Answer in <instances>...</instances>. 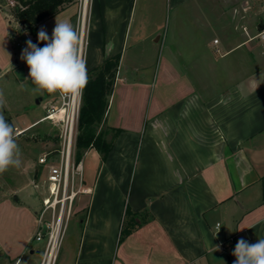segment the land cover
Segmentation results:
<instances>
[{"label":"crops","instance_id":"0c3cea01","mask_svg":"<svg viewBox=\"0 0 264 264\" xmlns=\"http://www.w3.org/2000/svg\"><path fill=\"white\" fill-rule=\"evenodd\" d=\"M198 1L71 0L39 24L51 37L71 22L87 72L120 56L105 117L118 135L105 159L84 152L56 264H233L240 238H264V45L213 39L202 16L208 35L185 40L182 12L200 14ZM16 6L0 0V89L23 161L0 174V264H40L34 198L49 168L33 154L50 144L28 137L50 131L38 127L58 99L34 90L13 46Z\"/></svg>","mask_w":264,"mask_h":264},{"label":"clouds","instance_id":"9594fccd","mask_svg":"<svg viewBox=\"0 0 264 264\" xmlns=\"http://www.w3.org/2000/svg\"><path fill=\"white\" fill-rule=\"evenodd\" d=\"M37 39L44 42V46L40 47L29 39L20 57L29 68L34 90L64 96L82 93L88 83V72L77 28L71 22L56 19L51 37L41 26ZM5 107L4 91L0 89V174L13 167L20 168L23 164L17 131L6 119ZM219 250L220 245H215V251ZM232 255L235 257L233 264H264V238H257L255 243L240 238Z\"/></svg>","mask_w":264,"mask_h":264},{"label":"built area","instance_id":"2783aa9c","mask_svg":"<svg viewBox=\"0 0 264 264\" xmlns=\"http://www.w3.org/2000/svg\"><path fill=\"white\" fill-rule=\"evenodd\" d=\"M260 9L264 18V0H259ZM84 6L86 1L84 0ZM264 45V23H261L260 32L256 36ZM33 38L28 33L22 35L15 33L12 38L13 46L20 53L26 47V41ZM217 43V41H215ZM82 48V40H80ZM29 69V68H28ZM60 106L53 104L47 111L45 119L59 123L62 126L61 148L58 155L47 152L39 158L41 165L49 167L47 175L48 195L41 201V209L38 212V229L36 240L44 241L45 248L40 264H56L61 241L67 225L73 216V204L76 196L82 192L83 172L81 163L75 161V146L79 111L82 93L74 96L59 94ZM58 159L56 164H51ZM76 183L79 187L76 189Z\"/></svg>","mask_w":264,"mask_h":264},{"label":"trees","instance_id":"16d2710c","mask_svg":"<svg viewBox=\"0 0 264 264\" xmlns=\"http://www.w3.org/2000/svg\"><path fill=\"white\" fill-rule=\"evenodd\" d=\"M18 3L13 12L17 30L11 33V39L15 33L22 35L28 33L34 43L43 47L38 42L37 33L39 24L58 14L71 0H14ZM120 56L111 57L105 62L88 71V83L83 89L82 106L79 114L80 135L77 139V153L75 161L79 163L84 152L89 148H95L103 159L110 152L113 141L118 135V130L105 126V117L109 106V98L113 92L115 78L119 66ZM48 93V92H47ZM53 94V93H48ZM101 126H105L112 134V139L103 138ZM129 215L131 213L127 211ZM130 231V230H129ZM129 231H125L126 235ZM234 248H231V256Z\"/></svg>","mask_w":264,"mask_h":264},{"label":"rangeland","instance_id":"374dc122","mask_svg":"<svg viewBox=\"0 0 264 264\" xmlns=\"http://www.w3.org/2000/svg\"><path fill=\"white\" fill-rule=\"evenodd\" d=\"M15 3L18 5L16 1ZM191 4L192 3L188 4L187 7L192 6ZM197 4L202 10L200 14L191 15L186 9L182 12L183 16L180 20L179 32L185 33V40H192L193 36L196 38H204L208 35L209 29L211 30L210 35L213 39L220 40L224 38L227 40H240L251 34L258 35L261 23H264L259 0H199ZM201 16L205 17L210 28L203 24ZM12 18L15 20L14 14ZM56 97L59 100L58 93H56ZM45 103L48 104L46 101ZM56 105L60 106V103L58 102ZM81 106L82 96L80 111ZM38 128L50 129V131L43 136L37 134V129L32 130L30 132L31 135L29 134L28 142H30V144L36 143L39 147L46 146V148L49 147L50 144L48 151L53 152L54 156H57L62 143L60 137L62 126L59 123H53L47 120ZM100 129L103 133V138L107 141L110 140L112 137L111 132H109L105 126H101ZM80 131L78 122L75 157L77 153V139L80 135ZM48 134H50V136H48ZM41 151V148L35 149L33 154L34 158L32 157L35 161H38V155L42 153ZM57 162L58 159H55V162L51 164H56ZM34 199L36 200L35 203L41 207V201H39L38 198L36 199V197Z\"/></svg>","mask_w":264,"mask_h":264},{"label":"bare ground","instance_id":"6f19581e","mask_svg":"<svg viewBox=\"0 0 264 264\" xmlns=\"http://www.w3.org/2000/svg\"><path fill=\"white\" fill-rule=\"evenodd\" d=\"M85 1H86V0H85ZM83 2H84V0H83ZM85 8H86V7H85ZM75 98H76V95L74 96V102H75V100H76Z\"/></svg>","mask_w":264,"mask_h":264},{"label":"water","instance_id":"95a60500","mask_svg":"<svg viewBox=\"0 0 264 264\" xmlns=\"http://www.w3.org/2000/svg\"><path fill=\"white\" fill-rule=\"evenodd\" d=\"M37 103H39V100L37 101Z\"/></svg>","mask_w":264,"mask_h":264}]
</instances>
